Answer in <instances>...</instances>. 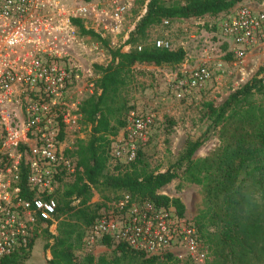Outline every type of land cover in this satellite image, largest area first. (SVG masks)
<instances>
[{
    "label": "built area",
    "instance_id": "obj_1",
    "mask_svg": "<svg viewBox=\"0 0 264 264\" xmlns=\"http://www.w3.org/2000/svg\"><path fill=\"white\" fill-rule=\"evenodd\" d=\"M133 2L0 0V264L29 248L37 223L56 225L59 180L74 178L76 162L60 146V130L74 126V104L65 101L78 78L74 20L102 36L118 34ZM217 30L236 58L264 49V2L219 14ZM155 47L170 49L161 41ZM180 75L175 82L179 92L186 87L202 89L212 78L206 64L183 69ZM129 122L115 155L132 161L137 142L146 138L153 119L132 113ZM23 188L32 194L30 200L22 196ZM100 238L147 257L175 256L182 250L194 262L207 259L190 224L169 209L136 203L129 195L115 201L109 212L98 214L83 239L91 246Z\"/></svg>",
    "mask_w": 264,
    "mask_h": 264
},
{
    "label": "trees",
    "instance_id": "obj_2",
    "mask_svg": "<svg viewBox=\"0 0 264 264\" xmlns=\"http://www.w3.org/2000/svg\"><path fill=\"white\" fill-rule=\"evenodd\" d=\"M242 1L187 0L183 4H165L164 0H149L127 43L133 45L144 39L152 27L164 21L216 17ZM74 25L80 36H91L106 46L110 61L106 67L96 66L100 77L95 87L99 93L78 106V114L90 125V133L86 141L77 140L73 149L66 152L75 159L76 171L73 180L56 198L55 232L49 231L51 222L44 225L43 248L50 254L46 264H180L172 254L147 257L122 243L117 244L110 257L87 255L78 259L76 256L82 248L85 230L98 216L99 207L90 204L93 189L124 191L158 208H174V213L182 217L185 208L181 201L159 193L178 177L180 170L187 182L203 188L206 207L199 214L198 226L203 228L205 221L206 229L215 228L219 246L216 256L222 264H264V111L251 101L256 94L264 95V74L233 91L219 107L206 105L212 125L220 128V143L211 155L194 160L203 143L196 140L187 142L179 159L163 172L148 171L139 155L123 172L117 166V172L109 173L110 138L125 127L123 115L131 109L125 101L119 102V94L128 85L133 67L175 66L184 60L185 51L145 45L140 50L136 47L123 52L120 48H108L100 34L86 30L81 20L75 19ZM223 48L228 49V44L223 43ZM62 137L63 129L60 130ZM31 195L22 189L25 199L30 200ZM109 240L105 238L102 243L110 244ZM31 247L32 243L27 250L14 252L2 263L22 264Z\"/></svg>",
    "mask_w": 264,
    "mask_h": 264
},
{
    "label": "rangeland",
    "instance_id": "obj_3",
    "mask_svg": "<svg viewBox=\"0 0 264 264\" xmlns=\"http://www.w3.org/2000/svg\"><path fill=\"white\" fill-rule=\"evenodd\" d=\"M133 1L121 31L113 35H100L108 43V48H120L123 52H128L136 47L155 46L157 41H161L168 43L172 50L182 48L185 51V58L175 66L136 65L133 67L128 85L123 87L119 94V102L125 101L126 106L131 109L123 115L126 120L125 127L119 129L116 135L110 138V160L107 168L109 173L117 172L115 171L117 166H120L123 172L139 155L148 171L163 172L179 159L187 142L196 140H201L203 143L193 159H202L211 155L219 146L220 128L212 125L206 114V105L211 103L219 107L233 91L242 87L253 77L260 78L264 74L263 48L251 50L243 59L236 58L229 48H223L224 42L217 30L219 15L174 21L168 24L164 21L161 25L152 27L144 39L133 45L128 44L130 32L134 29L139 17L144 14L149 0ZM186 1L164 0L165 4H183ZM241 5L255 6L257 4L252 0H244L231 11ZM74 36L76 37L73 51L74 76L78 78H74V88H71L65 97L67 104H74V126L66 127L60 139V146L65 154L73 149L77 140L86 141L89 137L90 125L85 123L78 114V106L89 96L99 93L95 87V82L100 77L96 66L106 67L110 61L107 47L97 39L91 36H80L78 30ZM202 64H206L212 72V78L205 87L197 90H189L186 87L184 92L175 90V82L182 78L180 73L183 69H195ZM180 94L181 97H178ZM251 101L264 111V95L256 94L251 97ZM132 113L141 117H151L153 125L146 138L137 142L133 160L128 161L126 158L115 155V146L126 137L124 132L129 126ZM123 144L124 149H127L126 141ZM59 181L56 198L72 181V178ZM159 193L181 201L185 210L183 216L179 218L195 229L199 245L207 254L204 262L197 263L181 250L175 255L180 260V264H222L216 256L219 246L217 237L214 235L215 228L206 229L205 221H203L205 224L203 228L198 226L199 214L206 207L202 186L187 182L180 170L178 177L164 186ZM125 195H129L134 202L141 203L124 191L93 189L90 204L99 207L98 214L109 212L113 203ZM75 204H77L76 201ZM169 210L174 212V208ZM43 229L42 222L34 227L32 247L22 264H46V261L50 259L49 252L44 251L43 248L46 243ZM55 229L56 225L49 226L51 233H54ZM88 231L89 227L85 230L84 239ZM84 239L82 248L76 252L78 259H83L87 255L110 257L114 255L118 244L109 239L110 244H104L102 241L105 238H100L91 246H86Z\"/></svg>",
    "mask_w": 264,
    "mask_h": 264
}]
</instances>
